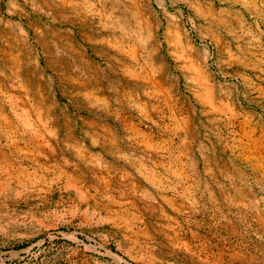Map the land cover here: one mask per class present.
I'll list each match as a JSON object with an SVG mask.
<instances>
[{"label": "rangeland", "instance_id": "1", "mask_svg": "<svg viewBox=\"0 0 264 264\" xmlns=\"http://www.w3.org/2000/svg\"><path fill=\"white\" fill-rule=\"evenodd\" d=\"M0 151V264H264V0H0Z\"/></svg>", "mask_w": 264, "mask_h": 264}, {"label": "bare ground", "instance_id": "2", "mask_svg": "<svg viewBox=\"0 0 264 264\" xmlns=\"http://www.w3.org/2000/svg\"><path fill=\"white\" fill-rule=\"evenodd\" d=\"M191 2V1H190ZM190 2H189V4H190ZM110 7V6H109ZM110 11V10H109ZM108 13V12H107ZM114 18V17H113ZM112 23V22H111ZM143 29V28H142ZM130 35V34H129ZM140 40V39H139ZM137 42H139V41H137ZM12 49V48H11ZM26 82H24V84H25ZM16 95V94H15ZM25 117V116H24ZM22 118V117H21ZM38 118H39V116H38ZM30 121V120H29ZM4 125V124H3ZM34 139V138H33ZM1 152V151H0ZM1 155L2 156H4L2 153H1ZM5 157V156H4ZM6 159V158H5ZM3 162L5 163V161L3 160ZM2 162V163H3ZM1 167V166H0ZM70 174V173H69Z\"/></svg>", "mask_w": 264, "mask_h": 264}]
</instances>
